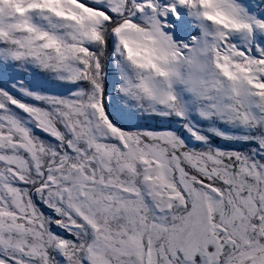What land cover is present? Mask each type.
<instances>
[{
  "label": "snow or ice",
  "instance_id": "snow-or-ice-1",
  "mask_svg": "<svg viewBox=\"0 0 264 264\" xmlns=\"http://www.w3.org/2000/svg\"><path fill=\"white\" fill-rule=\"evenodd\" d=\"M0 264H264V0H0Z\"/></svg>",
  "mask_w": 264,
  "mask_h": 264
}]
</instances>
